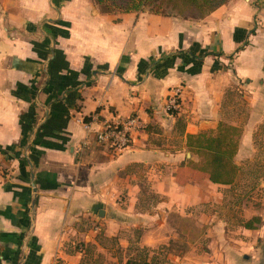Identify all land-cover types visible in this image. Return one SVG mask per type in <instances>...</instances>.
Segmentation results:
<instances>
[{
	"label": "crops",
	"instance_id": "crops-1",
	"mask_svg": "<svg viewBox=\"0 0 264 264\" xmlns=\"http://www.w3.org/2000/svg\"><path fill=\"white\" fill-rule=\"evenodd\" d=\"M129 116L145 126L131 149L79 151L87 124ZM220 123L243 132L232 186L187 173V136ZM113 247L121 264H264V0L204 19L0 0V264Z\"/></svg>",
	"mask_w": 264,
	"mask_h": 264
},
{
	"label": "trees",
	"instance_id": "trees-1",
	"mask_svg": "<svg viewBox=\"0 0 264 264\" xmlns=\"http://www.w3.org/2000/svg\"><path fill=\"white\" fill-rule=\"evenodd\" d=\"M103 12L149 11L161 16L195 17L204 19L232 0H95ZM242 130L220 123L216 130L187 136L188 150L199 158V162H189V178L201 183L205 179L216 185L232 186L239 176L235 157L239 151ZM260 219L251 220L247 229L255 230ZM127 264H147L144 261H129Z\"/></svg>",
	"mask_w": 264,
	"mask_h": 264
},
{
	"label": "built area",
	"instance_id": "built-area-1",
	"mask_svg": "<svg viewBox=\"0 0 264 264\" xmlns=\"http://www.w3.org/2000/svg\"><path fill=\"white\" fill-rule=\"evenodd\" d=\"M181 93V89L177 88L167 99L165 105L167 112L174 114L181 110ZM144 127V123L138 116L118 118L97 131H93L92 126L87 124V137L81 142L79 151L89 147L92 141L98 147L120 154L132 148L135 136L144 130Z\"/></svg>",
	"mask_w": 264,
	"mask_h": 264
},
{
	"label": "rangeland",
	"instance_id": "rangeland-1",
	"mask_svg": "<svg viewBox=\"0 0 264 264\" xmlns=\"http://www.w3.org/2000/svg\"><path fill=\"white\" fill-rule=\"evenodd\" d=\"M190 18H192V19H197V18H195V17H190ZM113 249L115 250L114 252L112 251L111 253H109V254H106V255H104L103 257H102V261H101V264H121V261H117L115 258L117 257V256H120L121 254V250H117V248L116 247H113ZM138 252H141V250H138ZM138 252H137V250H136V252L134 253V254H138ZM143 253L144 254H147V249L146 250H144L143 251ZM120 254V255H119ZM139 255V254H138ZM138 258V257H137ZM160 258V260H165V258L164 257H159ZM123 260H124V258H123ZM122 260V261H123ZM124 262V261H123ZM123 264V263H122ZM158 264H159V261H158Z\"/></svg>",
	"mask_w": 264,
	"mask_h": 264
}]
</instances>
